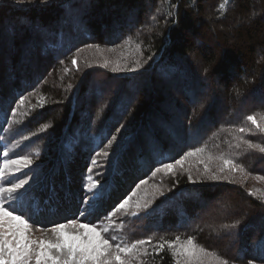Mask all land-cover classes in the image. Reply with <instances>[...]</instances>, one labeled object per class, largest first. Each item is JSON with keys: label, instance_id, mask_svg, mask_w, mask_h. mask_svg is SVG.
Instances as JSON below:
<instances>
[{"label": "trees", "instance_id": "16d2710c", "mask_svg": "<svg viewBox=\"0 0 264 264\" xmlns=\"http://www.w3.org/2000/svg\"><path fill=\"white\" fill-rule=\"evenodd\" d=\"M78 1L80 0H47V3L42 5L36 4L25 7L15 6L13 0H0V21L5 17L8 19L39 18L43 26L47 21H51L57 17L61 7L64 8L65 12L71 9L70 15L66 16L67 19H65L64 23L62 21V24H60L58 28L53 29L49 33L45 31L44 34H42V40L44 38V42L50 45V51H58V54L53 55L51 70L48 73H43L45 71L44 68L41 71L42 73L37 74L35 77L27 75V80L21 85L20 82L17 81V79H19L17 72H15L17 68H12L13 77L14 74H16V78H11L9 81L13 80V82H16L15 88L13 89L14 91H11L15 95L9 96V99H6V101L11 102L16 98V101H18L20 96L23 95L27 97V99L22 108L16 102L9 105V109L6 110L8 103L0 99V136L5 137L4 135H7V127L10 120L9 110L12 111L13 108H16V113L18 112L21 114L20 111L22 109L21 112L23 114L21 115L24 116L22 118L23 124L27 125L19 129L20 134L26 133L29 129H32L36 132L33 139H45L56 146L54 150L52 147L48 149V155L42 158L39 167L46 169L50 168L52 170L54 167L53 172L50 173V175L54 177V182L51 184H53L52 188H54L59 202L66 205L68 201L65 199L68 197V193L66 191L63 199L61 198L65 190L63 187L64 180L63 182L56 180L55 166L61 162L67 164L71 162L68 161V153L70 152L68 150L66 151L63 147L66 144L70 145L69 137L76 135L79 142L83 144L81 157L85 158V169L81 170L80 173V184H83L86 182L87 175H89L88 168L90 166L93 168L91 174L94 175L96 179L100 180V176L98 175L99 172L94 171L95 165H91V158L95 153L100 152L102 149L105 150V143L109 137L113 136L115 133H119L116 129L120 128L123 130V128H125L119 135V141L116 144L117 148L120 147L113 156V161L111 160L112 163L110 162L112 167H110L111 170L109 172L110 178L100 180L106 188V197L103 201L106 207V214L111 211L117 204L113 203L114 197L112 200L110 199L111 188L114 184V178L112 177L116 175L117 168L121 167L119 161L120 155L122 151H124L122 149L125 144L129 145L131 140L133 141L135 138L137 141L140 140L141 135H137L139 133L138 129H141L144 123L151 120L153 113L151 99L140 96L134 108L126 112L125 116L124 114L122 115V118L125 119L124 123H117L115 125L116 129H114L113 124L109 122L112 118L109 114L113 115L115 110H118L120 107L124 95L121 93L109 99L104 106H98L94 109V116L90 122L89 130L94 128L96 130L95 133H87L85 138H83L82 131L76 133L74 128H71L72 123L78 122L74 103L76 100L79 102L80 96H82L81 93H83L84 90L85 81L89 75L93 73L90 69L86 70L87 68H83L86 65L94 63L93 59L90 60V58H88L87 63L84 61V63L73 65L72 60L75 58L78 62V58L79 60L81 59V55L85 50L96 51L95 48H97V45L105 49L106 46H108L113 50L122 47H133L136 49L131 58H126L121 61L122 65H120L121 68L119 71L131 70L135 61L140 60V62L144 64L143 67L150 70V74L161 73L159 74L160 78L169 81L171 80L169 76L172 75L173 78L174 73L168 74L165 68L169 66L172 67V69H176L175 65L181 67L182 64L184 71L181 72L183 74L181 85L178 83L177 79H174L175 83L172 85L175 88H179V86H175L176 84L189 89L185 92L187 93L186 96H184L185 101L187 104H189L187 101L191 102L189 104L190 109L195 108L198 112L197 117L199 116L193 119L191 114L187 124L185 122V124L181 126L184 127L185 132V148L188 149L189 146L196 145L197 148L204 149L202 154L208 155L209 153L216 157L223 154L226 158H232L236 163L242 164L248 172L254 171L257 168H250L251 159H253L258 166L264 163V153H260L259 150L247 149L243 144L240 148L235 147L237 143L236 137L238 136H243L244 139L251 140L256 144H264V134L256 132L251 122L246 119L248 115H256L258 119L264 115V96L263 93L260 92V88H262V83L264 82V0H161V3H156V0H86L87 4H85V6H90V11L92 10L93 13L86 14L84 18L83 16L80 18L76 17L74 15L77 14L71 13L75 5L77 6L79 4ZM108 5L115 6L118 9L116 11L118 17L117 22L122 25V28L126 27L127 31H124L125 34L132 35L134 32L138 31L137 34H133V40L128 41V43L122 42L123 46H119L120 43L117 44L112 41L114 38H107V34L104 31L108 22V14L106 11ZM172 5H178V8L172 7ZM120 10L122 12H120ZM206 13L209 15L208 17ZM120 14L123 17L120 18ZM124 17L127 19L129 18L125 24L124 20H121L124 19ZM73 19L76 20L75 24H71ZM62 25L65 29L62 28ZM82 27L84 28L83 32H85V37L83 36L82 41L76 44L68 33L77 31ZM16 36H18L19 39L20 33H17ZM213 36L217 38L219 36V38L215 42H212L210 37ZM79 37H81V34ZM89 45L92 47H89ZM137 45L140 47L137 48ZM66 46V49H61ZM41 53L42 52H39L38 54ZM192 54L196 55L198 58V68L199 71L202 70L204 77L199 78L197 75L192 77L191 72L186 69V60H188V57ZM42 55H44V53H42ZM150 56L152 59H149ZM145 61H147V63H144ZM79 65H81L80 69H78ZM205 68L208 69L207 72L204 71ZM229 69H231L232 72H228ZM197 73H199L198 70ZM131 79H139V76L129 77L127 83ZM193 80L195 84L192 83ZM207 80H212L209 84L207 95L215 94V96H213V102L219 96H222V99L224 98V115L220 118L214 115L211 119L207 120L209 113L212 111V108H209L211 103L208 104L207 99L195 103L192 102L196 95L201 94L200 89L207 84ZM214 82H217L218 85L216 86ZM66 83L71 85V87H68L64 92V90L59 89V84L64 85ZM77 84L78 86L75 89ZM213 84L216 88H213ZM197 85H199L200 89H198ZM41 97H43L42 106ZM249 98L254 101L255 98L258 100L249 104L247 102ZM200 104L205 106L203 110L198 109V105ZM78 105H81L79 110L84 107L83 104ZM206 107L208 108L205 109ZM183 108L184 107L181 106V114L183 113ZM13 118L15 119L14 115ZM170 122H175V120ZM44 124H48L49 128L42 130ZM201 124L206 127L209 125L210 127L204 128L205 126H201ZM168 127L167 125L165 126L169 131L170 127ZM240 127L253 128V133H239L237 129ZM13 136L16 137L14 134ZM178 136L180 135L176 134L174 137L177 143L178 141H176V139ZM155 140L158 139L155 137ZM233 144L236 153L227 150V145L231 149ZM159 145L160 143L153 144V146L147 150H154ZM16 146L22 149V154L27 152L33 155L32 152L28 150L30 142L26 141ZM110 147H106V149ZM33 148L38 151L37 155L44 153L38 146H33ZM187 149L184 152H186ZM184 152L182 154H184ZM128 156H130L129 153ZM172 156L173 154L163 163L171 162V158H174ZM177 156L180 155L177 154L175 157ZM97 159L98 161H104L105 157L98 156ZM137 159L140 161L137 163V169H142L145 160L139 155ZM155 162L157 161L149 160L148 162L150 163L151 169L153 168L152 171L161 167L160 164L155 165ZM75 164L76 162H73L70 164V167H75ZM152 171L147 172L143 179L151 176ZM42 176L43 175H41V177ZM169 184H171L174 194L170 202L165 201L160 204H152L149 209L142 210L146 213L142 218L149 223L151 222L157 225H151L149 231L152 230L153 232H157L163 230L162 226L167 222L166 216H169V203L173 200L177 201V198L187 193L201 194L207 198H215L220 191L219 189L222 187L214 184L200 185L198 187L192 186L188 179V174L186 173L177 174L173 179H169ZM30 190L32 189L30 188ZM237 192L244 203L260 211H264V204L261 203L260 200L251 198L242 189L237 190ZM29 196L30 199H33V195ZM125 197L126 196H123L122 198L124 199ZM35 198L38 201L36 208L39 210L31 214L33 217L38 219L41 215L51 213L49 209L51 204L48 203V206L42 203L43 200L40 196H36ZM38 198L40 202L42 201L41 203ZM76 198L77 197H72L74 201ZM79 199L82 203L83 199ZM107 204H109L108 207ZM31 207V204L25 205V208L33 212ZM187 220H189L188 223L191 222L190 219ZM251 228L254 227L248 225L240 228V234H250V232L253 234L254 232H252L253 229ZM257 230V228H254L253 231ZM167 232L171 234L169 239H173L176 230H169ZM114 236L117 237V240L119 238V240L131 243L137 239H146L150 235H139L136 238H134L135 236L129 235L121 237L119 233L115 232ZM191 236L198 242V237H200V239L202 237L203 239L205 238L199 232V228H197L195 234ZM166 237L164 238L166 239ZM159 238H157V240H159ZM147 259L148 264H174V259L167 250L160 256H156L155 258L149 257ZM255 260L264 262V260L260 258Z\"/></svg>", "mask_w": 264, "mask_h": 264}, {"label": "rangeland", "instance_id": "374dc122", "mask_svg": "<svg viewBox=\"0 0 264 264\" xmlns=\"http://www.w3.org/2000/svg\"><path fill=\"white\" fill-rule=\"evenodd\" d=\"M87 1H78L79 4L77 6L75 5V8L71 13L77 14L74 16L79 18L82 16L84 18L86 14L93 13L92 10L90 11V6H85V4H87ZM13 2L15 6L25 7L36 4H45L43 0H13ZM156 3H161V0H158V2L156 0ZM117 10L118 9L112 5H108V7L106 8L108 14V22L104 31L107 34V38H114L112 39V41L117 44L120 43L119 46H123L122 42L128 43V41L133 40V34H137L138 31L134 32L132 35L125 34L124 31H127L126 27L122 28V25L117 22ZM70 11L71 9L65 12L64 8L61 7L60 13L57 15V17L51 21H47V23H45L43 26L41 25L39 18L8 19L5 17L1 19V101H6V99H9V96L11 97V95L14 94L11 91L15 88L16 82H13V80L9 81L11 78H16V74H14L13 77L12 68H17L15 69V72H17V76L19 77L17 81H19L21 85H23L25 83V80H27V75L35 77L37 74L42 73L41 71L44 68L45 71L43 73H48L51 70L53 55L58 54V51H50V45L46 44L47 42H44V38L42 40V34H44L45 31L49 33L53 29L58 28L60 24H62V21L63 23L65 22V19H67L66 16L70 15ZM120 12L122 11L120 10ZM121 14L120 18L123 17L121 16ZM208 16L209 15L207 14V17ZM121 20H124L125 24L129 20V18L127 19L124 17V19ZM72 21L71 24H75L76 20L73 19ZM62 28H64L63 25ZM83 29L84 28L82 27L77 31L68 33V35L72 40L75 41L76 44L82 41L83 36L85 37V32H83ZM17 33H20L19 39L18 36H16ZM80 34L81 37H79ZM210 38L212 39V42H215L219 38V36L218 38L214 36ZM64 48L66 49L67 46L62 47L61 49ZM95 50L96 51L85 50V52H83L81 55V59L79 60L78 58L77 63H84V61L87 63L88 58H90V60L93 59L94 63H92L91 66L86 65L83 68H87L86 70L90 69L93 73H91L85 81V85L83 87L84 90L83 93H81L82 96H80L79 102L76 100L74 103V109L75 111H77L78 122L72 123L71 128H74L76 133L82 131L83 138H85V135L87 133H95L96 130L94 128L89 130L90 122L92 121V118L94 116V109L98 106H104V104L107 103L109 99L121 93H123L124 95L120 107L118 108V110H115L113 115L109 114L110 117L112 116L109 122L113 124L114 129H116L115 125L117 123H124L125 119L122 118V115L124 114L125 116L126 112H129L132 110V108H134L137 99L140 96H145V98L151 99V106L153 110L151 120L144 123L141 129H138L139 133L137 135H141L140 140L137 141L135 138L133 141L131 140L132 142H129V145L125 144L124 148L122 149L124 151H122L119 161L121 163V167L117 168L116 175L112 177L114 178V184L111 188L110 199L112 200V198L114 197L113 203H119V201L123 199V196H131L130 204H135L137 200H139L141 203H144L147 200H153V204H160L165 201L170 202L174 194L173 188H171L172 186L171 184H169V179H173L177 174L179 175L186 173L189 175V173H191L192 180H190V183L195 187L207 184L222 186L215 198H207L202 196L201 194L199 195L195 193H187L177 198V201L173 200L171 203H169V216H166L167 222L162 226L163 230L157 232H153L152 230L149 231V227L155 224L151 222L149 223L144 218H142V216H144L146 213L141 211L139 216H133L131 215V211H133L134 209H130L128 214H125L123 211L117 212L115 214V216L113 217L115 227L107 235L114 236V233L117 232L121 237L129 235L135 236L134 238H136L139 235L145 234L152 236L153 240L156 241L159 237L167 236L166 239H169L171 234L167 231L176 230V232H174V237L179 235L182 239H184L187 236L194 235L197 228H199V232L205 238L203 239L202 237L200 239V237H198L199 242L196 240L197 243L209 249L210 251L216 252L221 256L227 258L229 260V264H247V262L249 260H252L253 258L261 259V257H264V245L260 243L261 238L264 237V211H260L259 209H256L247 203H244V201L241 200V198L238 196L237 192V190L242 189L251 198H257L259 200L258 197L249 195L248 190L256 188L264 189V180L258 181L255 179V177L257 176H264V163L258 166L256 165L257 163L255 164V161L251 159L250 168H257L254 171H246L247 173H250V175L243 185H240L238 183H229L223 180L213 181L208 179V173H205L204 164L200 163V161L203 160L205 163H208L209 167L213 171H215L217 169V166L221 163V161L218 159L209 161V153L208 155L200 153L196 156L189 157L185 161L183 168H181L180 166L176 167V175L165 174L163 171H161L157 172L156 175L153 176V172H155L156 170L152 171L153 168L151 169L150 163H148L149 160L157 161L155 162V165H161V163L168 160L170 155L172 154V157L174 158H171V162H174V159H178L181 155H183L182 153L187 148H185L184 127L181 126H183L185 122L187 124V121L191 114L193 119L199 117H197L198 112L195 108L190 109L189 104L191 102L187 101L189 103L187 104L185 101L184 96H186L187 94L185 92H187L189 89H186L184 86H180L181 79L183 78V74L181 73L184 71L183 65L181 64V67L175 65L176 69H172V67L167 66L165 69L167 70L168 74L174 73V77L172 78L171 75L169 76L171 77V80L165 81L160 78L159 74L161 73L150 74V70L146 69L145 67H142L138 71H112V68L116 67L117 63H119L120 67V65H122L121 61L125 60L126 58L129 59L134 55V50L136 49L133 47H122L117 50H113L111 49V47L109 48L108 46H106V49L104 47H99L95 48ZM39 52L44 53V55H42V53L38 54ZM105 60L109 62L108 67L103 66ZM186 62V69L191 72L192 77L195 75H197L199 78L204 77L202 70L199 71L198 58L196 57V55H190ZM80 68L81 65H79L78 69ZM197 70L199 73H197ZM228 72H232V70L229 69ZM131 76H139V79H131L127 83L128 78ZM174 79L178 80V83L180 85L175 84V86H179V88H175L173 86L175 83ZM212 80H207V84L201 87V89L199 88V85H197L198 89H200L201 91V94L196 95V97H194V100H192V102L195 103L207 99L208 104L211 103L209 108H212V111L209 113L207 120L211 119V117L214 115L220 118L222 115H224L225 109L224 98L222 99V96L218 97L217 94L218 98L213 102V96H215V94L213 93L212 95H207V91H209L208 87ZM192 83L195 84L194 80L192 81ZM214 84L216 86L218 85L217 82H214ZM214 84L213 88H216ZM77 86L78 84L76 85L75 89L77 88ZM68 87L69 85L67 83L64 85L59 84V89L64 90V92L68 89ZM260 92H262L264 96V82L262 83ZM16 100L17 98L11 102L6 101L8 103V105L6 106V110L9 109V105H11L12 103H16ZM257 100L258 99L255 98V101ZM253 101L254 100L249 98L247 102L251 104L253 103ZM78 104H83L84 107L79 110L81 105ZM202 104L198 105V109L203 110L205 106H202ZM181 106L184 107L182 109V114L180 111ZM207 108L208 107H206L205 109ZM21 111L20 113L23 114ZM21 114H19L18 112L13 114L12 111L9 110L10 120L7 127V135H4L7 140V144L5 145L3 143V139L0 138V154L3 153L5 148H7L10 153L9 158H15V156L18 155H29L31 157L34 156L32 157V159L34 160V164L31 166V168L24 169L22 172L16 173L15 178L25 179L30 177V184L26 186L29 188V195H33V199L36 196H40V198L43 200V203L47 205L48 203L51 204L49 209L52 215L41 218L40 220H33L30 222L32 226L31 234L34 238H39L43 235L46 238L54 239V236L49 231L52 224L56 222H66L62 219L63 217L75 218L74 214L77 213V209H79L82 204L79 198L84 199V197L87 195V190L84 187L86 182L80 184V173L81 170L85 169V158L81 157V154L83 152V144L79 142L76 135H73V137H69L70 145L67 144V146H63L66 151L68 149V151L70 152L68 153V161H71L70 164L76 162V166L70 167V164H67L65 162H61L55 166L56 180L61 182H63L64 180L63 187L65 188V190L61 198L63 199L66 191L68 193V197L66 198L68 203L66 205H63L62 203L59 204V199L56 192L54 191V188H52L53 184H51L54 182V177L53 175H50V173L53 172L54 167L53 170L50 168L46 169L39 167L42 158L48 155V149L52 147L54 150L56 149V146L53 143H49V141L45 139H33L36 132H34L32 129H29V131H27L26 133L20 134L19 129L27 125L23 124L22 118L24 116ZM13 115L16 120L13 118ZM174 120L175 122H170ZM166 125L170 127L169 131L167 130V128H165ZM201 126L205 125L201 124ZM207 127L210 126L208 125ZM207 127L205 126L204 128ZM124 130L125 128H123V130H120L118 134H114L117 139L113 142L110 148H104L105 151H108L110 153V155L105 158L104 161H99V164L95 165L94 171L99 172L98 175L100 176V180H106L110 178L109 172L111 170V160L113 161V156L117 153V150L120 147L119 146L117 148L116 144L119 141V135ZM13 134L16 135V137H14ZM176 134L180 135L178 136L179 138L177 137L176 139L178 143L175 142L174 138ZM25 136L29 137V139L24 140L23 137ZM155 137L158 140H155ZM110 139H112V136H110L108 140ZM108 140L105 143L106 146ZM26 141L30 142L28 150L31 151L33 155H30L27 152L22 154V149L16 146L21 145ZM157 143H160V145L154 150H147L148 148L150 149L153 144ZM33 146H38L39 149H41V151L44 153L41 155H37L38 151L34 149ZM142 147H145L146 149ZM195 148H197L196 145H191L189 146L187 151ZM227 148L228 151L236 153V151L234 150V144L231 149L228 145ZM128 153L130 154V156H128ZM177 154L180 156L175 157ZM138 155L145 160L142 169H137V163L140 162L137 159ZM2 158L3 157L0 156V159ZM139 164L142 165L141 163ZM150 171H152L151 176L143 179L145 174ZM25 173L27 174V176L25 175ZM41 175L43 176L41 177ZM236 176L239 177L240 173L237 172ZM15 178L12 179L14 180ZM141 180H146L147 183L141 185L140 188L137 189L136 185L139 184ZM30 188L32 190H30ZM133 192H135V195H132ZM160 192H163L164 195H160ZM73 196L77 197L75 201L72 199ZM52 203L55 206H52ZM56 203H58V205ZM261 203L264 204V202ZM26 204H31L30 196L26 198L25 205ZM108 205L109 204H107V207ZM35 208L36 207L32 209L33 212L38 211V209ZM105 210L106 207L102 202L99 207V213L103 214ZM25 212L27 214H33V212L29 211L27 208H25ZM187 219H190L191 222L188 223L189 220ZM236 221H241L237 228L225 229L223 227L224 225L233 224ZM103 223L107 225L109 222L107 219H104ZM248 225L257 228L258 230L253 231L254 228H251L253 229V234L250 232V234L248 233L241 235L240 228ZM256 264H264V262L256 261Z\"/></svg>", "mask_w": 264, "mask_h": 264}, {"label": "snow or ice", "instance_id": "6c2138e0", "mask_svg": "<svg viewBox=\"0 0 264 264\" xmlns=\"http://www.w3.org/2000/svg\"><path fill=\"white\" fill-rule=\"evenodd\" d=\"M43 2L47 3V0H43ZM172 7L178 8V5H172ZM89 47L92 46L89 45ZM139 47L137 45V48ZM149 59L152 57L150 56ZM72 64H77L75 58H73ZM108 65L109 62L105 60L103 66L108 67ZM143 66L144 64L140 60H136L131 70L138 71ZM118 70H120L119 63L112 68V71ZM204 71L207 72L208 69L205 68ZM26 99L27 97L21 95L17 104L23 106ZM40 99L42 106L43 97ZM16 111V108L12 109L13 114ZM246 119L251 122L256 132L264 134V115L259 119L256 115H248ZM48 128L49 125L44 124L42 130ZM120 130V128L116 129L117 132ZM237 131L252 134L253 128L240 127ZM23 139L27 140L29 137L25 136ZM116 139L117 137L113 135L112 139L108 140L106 147H110ZM236 139V148H240L243 144L247 149H258L260 153H264V144L253 143L251 140L244 139L243 136H238ZM203 151V148L191 149L184 152L178 159H174V162L161 163V167L153 172V176L161 171L165 174L174 175L177 166L183 168L189 157L196 156ZM109 155L108 151L102 149L91 158V165L99 164L98 156L107 158ZM0 156L3 157L0 159V264H148L147 258L160 256L165 250L174 259V264H229L227 258L200 245L193 236H187L184 239L179 235L173 239L160 237L156 241L153 240L152 236H149L146 239H137L131 243L123 240L118 241L116 236H108L107 234L115 227L113 217L117 212L123 211L128 214L130 209H134L131 211V215L139 216L142 210H147L152 206L153 200H147L144 203L137 200L135 204H130L131 196H126L111 211L107 212L105 219L109 223L105 225L101 220L98 225L95 221L101 219L102 214L99 213V207L106 197V188L99 179L94 178L91 174L93 172L91 166L88 168L89 175H87L84 185L87 195L82 200V204L86 207L77 209V213L74 214L75 218L63 217L62 219L66 222L53 223L49 231L54 239L46 238L43 235L34 238L31 234L32 226L30 223L33 216L25 212V201L29 197V188L26 186L30 184L31 178H15L16 173L31 168L34 160L29 155L9 158L10 153L7 148ZM213 159L221 161L215 171L209 167L208 163L203 160L200 161L204 164V171L208 173V179L223 180L240 185H243L248 179L250 173H247L244 166L236 163L234 159L226 158L223 154L219 157H213L209 154L208 160ZM237 172L240 173L239 177L236 176ZM25 175L27 176L26 173ZM188 179L192 180L191 173H189ZM255 179L264 180V176H257ZM146 183V180H141L136 188L139 189L141 185ZM248 192L249 195L256 196L261 202H264V189H249ZM159 194L164 195L163 192ZM132 195H135V192ZM240 223L241 221H236L223 227L234 229ZM260 243L264 245V237L261 238ZM261 259L264 260V257ZM247 264H256V260H249Z\"/></svg>", "mask_w": 264, "mask_h": 264}]
</instances>
